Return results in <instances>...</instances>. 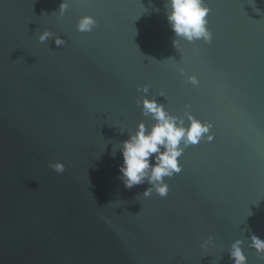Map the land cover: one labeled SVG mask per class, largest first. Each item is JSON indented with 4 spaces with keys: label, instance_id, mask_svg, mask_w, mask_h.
Wrapping results in <instances>:
<instances>
[{
    "label": "water",
    "instance_id": "water-1",
    "mask_svg": "<svg viewBox=\"0 0 264 264\" xmlns=\"http://www.w3.org/2000/svg\"><path fill=\"white\" fill-rule=\"evenodd\" d=\"M61 2L0 0V264H264V0H206L192 41L169 0ZM145 97L210 125L165 196L121 178Z\"/></svg>",
    "mask_w": 264,
    "mask_h": 264
},
{
    "label": "clouds",
    "instance_id": "clouds-1",
    "mask_svg": "<svg viewBox=\"0 0 264 264\" xmlns=\"http://www.w3.org/2000/svg\"><path fill=\"white\" fill-rule=\"evenodd\" d=\"M166 7L170 8L167 18L173 32L189 41L198 38L210 39L207 28V15L209 12L206 0H169ZM67 8V0H62L59 11L63 13ZM95 25V20L90 16H83L77 23L78 31H90ZM51 36L48 30L42 32L39 40L43 43ZM65 41L62 37H56V44L62 45ZM142 112L151 115L155 123L151 129L141 121L135 133L122 141L120 152L123 157L119 166L121 178L128 188L147 182L151 185L145 189L144 196H150L153 190L160 196L167 195L168 185L164 178L172 176L181 170L179 157L183 144H196L204 133L209 132L210 125L206 122L191 117L185 126L182 118L169 113L162 104L154 99H143ZM211 140V135L208 136ZM57 173L64 171V165L60 161L50 163ZM242 241H234L230 249V258L233 264H246V256L241 247ZM250 247L264 258V240L256 235L251 236Z\"/></svg>",
    "mask_w": 264,
    "mask_h": 264
}]
</instances>
